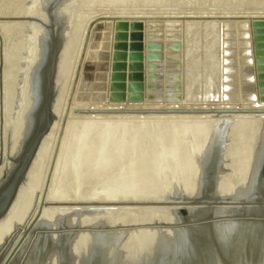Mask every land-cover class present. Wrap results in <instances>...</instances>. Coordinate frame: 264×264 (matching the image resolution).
<instances>
[{
	"label": "rangeland",
	"instance_id": "obj_1",
	"mask_svg": "<svg viewBox=\"0 0 264 264\" xmlns=\"http://www.w3.org/2000/svg\"><path fill=\"white\" fill-rule=\"evenodd\" d=\"M56 1L0 0V175L9 162L10 135L20 113L26 76L30 85L27 84L24 94L25 96L28 94V97L33 96L32 73L41 60L39 58L36 60L35 54L42 50L40 47L43 48L45 38L52 39L59 30L60 33H66L64 43H68L69 40L71 43L68 55L64 56L61 52L60 63L66 62L64 63L66 67H63L65 71L62 70L61 73L58 71L59 77L57 76V85L60 88L55 100L57 104L54 106L57 109L55 110L57 120L48 133L50 136L45 141L34 170L29 175L30 178L28 179V176L25 179L27 184L23 181L28 185L26 190L29 196L28 200L25 199L26 205L23 210L29 209L26 213L23 211L24 219V216H21L22 219L19 217L20 220H16V224L8 228L10 231L6 230L5 234L8 233L4 234L1 252L10 247L9 244L11 245L15 238L19 241L22 232L39 211L42 212V216L36 222L37 228H33L42 230L46 226L41 224V220H44L42 218L54 215L55 211L61 213L59 221H62V218L64 221L68 214L69 217L81 216L83 212L79 213L80 206L77 208L76 204L91 201V196L102 197L105 193L120 198L140 196L145 201L149 197L152 198L153 193L157 198L161 196L160 194L166 196L174 194L173 196L178 199L179 194L185 195L183 193L185 190L188 191L186 194L202 192V188H194L195 191L192 189L193 191L190 190L189 193L185 188L189 183H191L189 185L198 183V178L195 179L194 175L190 178L189 172L192 174L193 169L196 170L193 162L195 153L202 147L204 140L202 134L207 126L206 124L203 127V123L207 122L205 118L207 115H199V118L204 117L200 118V122L197 115H184L189 116L187 118L172 114L173 119L171 117L168 119L171 114L142 115L118 113L113 110L173 108L172 104L177 108H184L188 101L186 107L189 108L196 107L197 104H199L197 107L201 105V108L204 105L212 108L214 104V108H242L244 105L245 108L246 106L255 108L256 104L258 106L264 103V99L261 98L263 94H260L261 87L258 85V76L261 72L259 73L257 69L258 61L264 60V0H72L63 13L62 9L58 11L62 4L59 7L58 5L62 0L57 1V5ZM139 42L144 45L141 46L143 48L141 50L145 55V82L135 83L132 80L133 65L135 60L140 63L137 57L142 54ZM151 53L157 58L159 68L158 79L153 86L150 85L149 77V74L154 73L151 68L153 63L149 58ZM177 64L178 72L181 74L180 88H177V79L172 77V74H177V68L173 69V65ZM116 81L119 90L113 91L112 83ZM175 91L182 95L181 102L170 101ZM114 94L120 97L112 99ZM135 94L136 96L141 94L144 100L133 99ZM124 97L125 101H119ZM195 97L197 98L194 100ZM193 104L195 105L192 106ZM257 106L256 108H264L261 105ZM208 115L210 127L214 122L212 120L220 116ZM223 115L231 117V120L239 117L240 121L243 118L248 119L246 117L251 114ZM251 116L257 118L255 114ZM182 117L184 121L187 119L186 124ZM170 119L173 123L169 122ZM176 119L178 121H175ZM189 119L192 121L191 124ZM180 127L183 128L181 132L184 144L176 138ZM193 127L197 130L198 136H193V133H196ZM168 131L170 136L166 139L162 133ZM240 133H237L239 138L237 142L249 134H243L242 137ZM238 145L239 143L236 147ZM150 153L152 161L150 160L148 164L147 159H142ZM181 162L185 165L183 166ZM189 163L191 165H188ZM150 165L155 170V177H149L147 174ZM235 167L233 171H236ZM165 169L167 170L164 171ZM183 177L186 180H181ZM224 177L227 178L226 175ZM172 180H177L174 183L180 185V187L176 185L178 188L173 186L176 191L180 188L178 193L171 187ZM221 180L225 181L223 177ZM152 183H155L153 190L150 188ZM100 190L104 192L101 193ZM169 191H172V195ZM45 193L48 198L43 204ZM230 196L232 195L225 198L234 200ZM52 200L55 202H51ZM61 205L65 206L66 210L60 208ZM150 205L156 208L160 206L148 204L141 208L140 205L137 207L134 204L133 207L136 206L134 207L136 210L142 209L146 216L141 214V210H138L139 213L133 210L136 215L132 213L133 211L125 213L127 214L125 216L130 213L127 221H130L128 218H133L136 225L127 222L123 226L126 224V227L130 228V224L134 225H130L131 227L148 224L149 222L145 221L147 216L156 212L147 210ZM50 206L53 208L50 209ZM167 207L157 209V212L163 214L153 213L151 216L156 219L152 220L159 222V218L165 217L164 213L168 212L164 210ZM116 208L118 210L116 212L123 215L120 212L123 206ZM61 209L67 214H63ZM63 221L62 225L65 223ZM140 222L144 224H139ZM19 223L23 224L24 228ZM73 225L76 227L77 223ZM19 253L23 254V250Z\"/></svg>",
	"mask_w": 264,
	"mask_h": 264
},
{
	"label": "water",
	"instance_id": "obj_2",
	"mask_svg": "<svg viewBox=\"0 0 264 264\" xmlns=\"http://www.w3.org/2000/svg\"><path fill=\"white\" fill-rule=\"evenodd\" d=\"M56 1V0H53ZM59 1V0H57ZM56 1V5L58 2ZM65 34H61L60 30L55 32L52 36V39L45 38V46H43L42 50L39 54H35L36 60L41 59L39 66L36 71V93L33 97L32 95L28 97L25 96L27 84L28 82L27 76L24 79V86H26L23 91L22 98L20 101V113L17 116V120L15 122L14 127L11 130L10 135V157L9 162L5 165L4 171L0 175V221L1 219L8 213L10 210L17 193L22 185L23 181L28 177L30 167L37 156L39 147L46 137V135L51 130L54 122L57 120V113L55 111V100L58 91L57 85V76H58V67L61 60V52L64 44ZM139 49L143 50L141 46H144L143 43L139 42ZM141 50V51H142ZM142 54H139L137 58H139L140 63L134 61V73L132 75V80L135 83L145 82V66L144 59L145 55L143 51ZM149 58L151 59V63H153L152 67L154 71L153 74H149L150 77V85L153 86L155 81L158 79V62L157 58L154 54H150ZM257 63V62H256ZM258 72L261 74L259 77V86L260 94H263L262 99H264V60L263 62L258 61ZM173 69L177 68V74H172V77H175L178 81L177 88H180V79L181 74L178 72L179 64L173 65ZM174 75V76H173ZM263 87V89H262ZM112 90L118 91L119 87L117 81L112 83ZM152 88V87H151ZM25 93V94H24ZM28 93V92H27ZM112 99H117L115 97H120L117 94L112 96ZM155 97V96H154ZM132 98V97H131ZM139 98L144 100V97L141 94H138L133 97V99ZM182 95L180 92H173L170 97V101H180ZM111 99V100H112ZM125 97L123 99H118L119 101H125ZM118 113H135V114H175V115H208V114H233V115H241V114H255V115H264V108H201V107H184V108H142V109H124L120 108L117 110H113ZM213 123V122H212ZM203 127L208 125L209 122H204ZM207 127V126H206ZM173 131H176L173 129ZM182 130H179V134H177V140L183 144L185 143L184 137L182 135ZM164 138L170 136V132H163ZM172 134V132H171ZM196 136V133H193ZM184 146V145H183ZM220 144L215 141L213 144V148L211 151L204 153L203 157L200 158L201 163V173L203 174V179L206 184L204 187L202 186V192L199 194H185L179 195V198H175V196H166L160 194V197H152L146 199V202L143 201L142 197L135 198H116L111 194H104L102 197L91 196V201L82 202L76 204L77 208L79 206V211L98 213L99 211H103L105 208H116V206H124L126 204H155L160 206H171L175 207L177 215H179L180 219L177 222L172 223H158V224H150L151 226L158 227L159 225H176L175 228L186 227L190 229L187 233H183L181 231L177 232V236L172 239L171 245L163 246V249H157L153 253V257L148 261H133L129 257L122 256H112L110 254H105V252L101 251L100 246L93 242L91 244V249L89 251L90 255H80L77 259L76 252L69 250V245H66L67 237L74 231L76 227H67L63 228H50L47 229L49 234L45 237H39L35 244L26 250L25 254L19 253L20 247L23 244V241L27 237L28 233L33 229L35 223L41 217L42 212L39 211L37 216L32 220V222L27 226V228L23 231V234L17 244L13 247L11 252L6 255H0V264H22L21 261L24 259L31 260L32 264H43L46 256L48 255V244L53 246L54 241L59 240L60 245V256L61 261H77V264H172L174 262H178L180 264H264V248L263 245H259L261 242V233L264 230V146L263 151L261 152V156L258 159L256 169L254 170L253 176V185L256 189L254 191V195L249 199L244 200H231L228 198L222 197L219 193L216 192V178L219 173V167L216 165V159L220 154ZM152 154L150 153L148 156H145L144 159L152 161ZM147 167V163H146ZM147 168V174L149 177H155V170L151 168ZM141 169V167H139ZM146 169V168H145ZM144 169V171H145ZM138 171V170H137ZM136 171V172H137ZM143 171V170H142ZM143 171V173H144ZM163 190V189H162ZM100 192H104V190H100ZM163 192V191H162ZM140 193V192H139ZM141 194V193H140ZM45 193L44 201L48 198ZM142 198V199H141ZM151 202V203H149ZM85 206V207H84ZM213 207H226V209H233V215L224 216L219 213H215L211 208ZM42 208V207H41ZM210 209L209 212L205 216L194 217L191 216L200 209ZM110 217V215H109ZM225 219H234L241 220L243 222L251 223V222H261L263 223V227L260 229V235L258 237V241L254 244L255 241L250 242L247 238H244L240 243L233 242L230 244V249L226 252L223 249L217 239L214 237L212 231L203 234V236L198 235L195 232V226L200 225H212L215 221L225 220ZM110 220V219H108ZM138 224V223H137ZM142 224V223H140ZM115 225L120 227L119 222L115 223ZM133 225V224H131ZM136 225V224H134ZM112 227L113 223L109 224L107 221L106 225H97L95 227H91V231L103 232L108 229V227ZM126 227V226H123ZM37 230V229H36ZM57 232V236L53 237L51 234L53 231ZM166 243V239H163ZM45 242V243H44ZM258 243V244H257ZM262 244V243H261ZM241 256L238 259L235 254L241 253ZM236 256V257H235ZM262 256V257H261ZM177 257L176 259H174ZM40 258H43V262H40ZM23 260V261H24Z\"/></svg>",
	"mask_w": 264,
	"mask_h": 264
},
{
	"label": "bare ground",
	"instance_id": "obj_3",
	"mask_svg": "<svg viewBox=\"0 0 264 264\" xmlns=\"http://www.w3.org/2000/svg\"><path fill=\"white\" fill-rule=\"evenodd\" d=\"M72 2V0H62V2H60V4L58 5V11H60L61 9V12L63 13V12H65V7L67 6V5H69L70 3ZM57 11V12H58ZM60 12V13H61ZM119 16V15H118ZM62 19V18H61ZM33 23H34V21H33ZM32 23V24H33ZM116 24H118L117 22H116ZM119 24H120V22H119ZM29 25H30V22H29ZM115 25V24H114ZM117 26V25H116ZM43 34H45V33H43ZM43 34H41L43 37H44V35ZM61 34H63V33H61ZM40 35V36H41ZM41 36V37H42ZM39 39H40V37H39ZM41 39H43V38H41ZM45 41V40H44ZM36 42H39V41H37L36 40ZM41 43H43L42 41H40ZM67 42H68V39H67ZM41 43H39L40 44V46H41ZM45 43V42H44ZM43 43V46H45V44ZM65 44V43H64ZM63 44V45H64ZM36 45V44H35ZM70 45H71V43H70V40H69V42L68 43H66L65 45H64V50L62 51V53L64 54V56L65 55H68V52L70 51ZM39 46V47H40ZM36 48H37V46H36ZM41 49H42V47H40ZM38 49V48H37ZM41 49H39V50H41ZM73 51V50H72ZM72 54H73V52H72ZM62 58V57H61ZM68 58V57H67ZM63 59H64V57H63ZM68 60V59H67ZM64 61V60H63ZM60 62H61V60H60ZM38 63H40V61L38 62ZM64 63H66V62H62V63H60V65H59V69H58V71L60 72V71H65V69H63V67H66V66H64ZM66 65V64H65ZM35 66H36V64H35ZM34 66V67H35ZM39 66V65H38ZM37 66V67H38ZM33 68V67H32ZM36 68V67H35ZM34 69V68H33ZM35 70V71H34ZM33 70V77H32V91H33V97L35 96V93H36V71H37V68L36 69H34ZM62 71V72H63ZM35 72V73H34ZM61 73V72H60ZM59 74V73H58ZM61 75V74H60ZM32 76V75H31ZM59 77V76H58ZM59 81H60V78H59ZM58 81V82H59ZM233 82V81H232ZM59 84V83H58ZM256 84V83H255ZM257 85V84H256ZM255 86V85H254ZM58 87H59V85H58ZM231 87H232V85H231ZM233 88V87H232ZM256 88V87H255ZM58 89H60V88H58ZM256 91H257V89H255ZM59 91V90H58ZM231 92V91H230ZM255 92V91H254ZM59 93V92H58ZM257 93V92H256ZM208 94V93H207ZM254 94V93H253ZM221 95V94H220ZM255 95V94H254ZM252 96V95H251ZM257 96V95H256ZM185 97V96H184ZM232 97V96H231ZM253 97V96H252ZM251 97V98H252ZM57 98H59V97H57ZM186 99H187V97H185ZM184 98V99H185ZM197 97H195V98H193L194 100L196 99ZM248 98V97H247ZM256 98V97H255ZM183 99V100H184ZM185 99V100H186ZM189 99V98H188ZM187 99V100H188ZM192 99V100H193ZM193 100V101H194ZM241 100H242V98H241ZM251 100H253V99H251ZM192 101V102H193ZM226 100L224 99V102H225ZM240 101V100H239ZM249 100H247V102H248ZM181 102V101H180ZM179 102V103H180ZM183 102V101H182ZM186 102V101H185ZM197 102V101H196ZM246 102V103H247ZM188 103H189V101H188ZM188 103L187 104H185V107L188 105ZM190 103H191V101H190ZM199 103V102H198ZM206 104H207V102H205ZM212 103H213V101H212ZM215 103V102H214ZM219 102H217V104H218ZM221 103V102H220ZM245 103V104H246ZM254 103H255V101H254ZM56 104H57V102H56ZM56 104H55V106H56ZM182 104H184V103H182ZM196 104V103H195ZM195 104H193L192 106H194ZM200 104H202V103H200ZM203 104H204V102H203ZM208 104L210 105L211 103H209L208 102ZM216 104V105H217ZM223 104H225L226 105V103H223ZM180 104H178V106H179ZM199 104H197V106H198ZM229 105H230V103H229ZM239 105V104H238ZM238 105H236V106H238ZM253 105V104H252ZM259 105H261V106H264V103H260ZM258 105V106H259ZM137 106V105H136ZM140 106V105H139ZM176 105H174L173 106V104H172V107L174 108ZM184 106V105H183ZM196 106V107H197ZM211 106V105H210ZM214 107H215V104L213 105ZM227 106V105H226ZM233 106H234V104H233ZM245 106V105H244ZM243 106V107H244ZM250 106V105H249ZM255 106V105H254ZM256 106H257V104H256ZM256 106H255V108H256ZM257 106V107H258ZM261 106H259V107H261ZM135 107V106H134ZM138 107V106H137ZM153 107V106H152ZM168 107V106H167ZM170 107V106H169ZM180 107H182L181 105H180ZM200 107H201V105H200ZM202 107H207L208 108V106H206V105H204V106H202ZM242 107V108H243ZM176 108H177V106H176ZM192 108V107H191ZM217 108V107H216ZM238 108V107H237ZM245 108V107H244ZM246 108H249V107H247L246 106ZM251 108H253V106L251 107ZM55 110H57V109H55ZM57 113V112H56ZM252 115V114H251ZM250 115V116H251ZM110 116V115H109ZM127 116V115H126ZM135 116V115H134ZM173 115L171 114L170 116H168V119H169V117H171L172 119H173V117H172ZM176 116V115H175ZM179 116V115H178ZM184 116V115H183ZM191 116V115H190ZM207 116H210V115H207ZM205 117V118H207V121H208V118H210V117ZM220 117H218V118H216L215 120H212V121H214L213 123H212V125L210 124V127L209 128H207V127H205V129L203 130L204 132H203V134L202 135H204V140L203 139H201V140H203V143H202V147H201V149L200 150H198V152H197V150H196V152L197 153H195L194 155L196 156H194L195 157V162H193L194 164H195V166H196V170L195 169H193V171H194V173H192L191 174V172H189L190 173V178H191V175H194V176H196L195 177V179H197V181H198V183H197V185H189V184H191V183H187L188 185L186 186V188L185 189H188L189 190V193L191 192L190 190H192V189H194V188H202V186L204 187V184H206L207 185V183H205V181H204V179H203V174L201 173L202 171H199V170H201L202 168H201V163H200V158H202L203 157V154L204 153H207V152H209V151H211L212 150V148H213V144H214V142L216 141H218L219 142V144H220V147H221V150H220V154L218 155V158L216 159V165L219 167V173H218V175H217V178H216V192L217 193H219L222 197H229V195H232V196H230L231 198H233L234 200H244V199H249L250 197H252L254 194V191H255V187H254V185H253V176H254V170L256 169V166H257V162H258V159H259V157L261 156V152L263 151V146H264V115H255L257 118H252L253 116H249V117H246V118H248V119H244L243 118V120H241L240 119V121H239V117H238V119L237 118H235V119H233V120H231V117H228V116H225V115H219ZM231 116V115H230ZM233 116V115H232ZM235 116V115H234ZM119 117V116H118ZM121 117V116H120ZM123 117V116H122ZM127 117H129V116H127ZM131 117H133V116H131ZM137 118H139L138 116H136ZM155 117H157V116H155ZM165 117H167V116H165ZM164 117V118H165ZM181 117V116H180ZM179 117V118H180ZM184 117H187V116H184ZM184 117H182L183 119V121H184ZM189 117V116H188ZM187 117V118H188ZM242 117H244V116H242ZM135 118V117H134ZM137 118H135V119H137ZM141 118V117H140ZM159 118H161V116L159 117ZM178 118V119H179ZM192 118H193V116H192ZM197 118H199V115H197ZM196 117H195V119H197ZM200 118H204V117H200ZM200 118L199 119H197V120H199L200 121ZM214 118V117H213ZM228 118H230V119H228ZM250 118H252V119H250ZM167 119V118H166ZM191 119V118H190ZM189 119V122L192 120H190ZM194 119V118H193ZM212 119V118H211ZM210 119V120H211ZM238 120V121H237ZM173 121V120H172ZM171 121V119H170V121L169 122H172ZM175 121H178L177 119L175 120ZM180 121H181V119H180ZM179 121V122H180ZM183 121H182V123H183ZM185 121H187V119L185 120ZM184 121V122H185ZM206 121V120H205ZM192 122V121H191ZM191 122L189 123V124H191ZM197 122V121H196ZM201 122V121H200ZM211 122V121H210ZM173 123V122H172ZM176 123V122H175ZM181 123V122H180ZM188 123V122H187ZM194 123V122H193ZM202 123H203V121H202ZM184 124V123H183ZM182 124V125H183ZM185 124H186V122H185ZM188 124V125H189ZM175 125H177L178 126V124H175ZM175 125H173V126H175ZM184 126V125H183ZM191 126V125H190ZM196 126V125H195ZM194 126V127H195ZM200 126V125H199ZM202 126V125H201ZM185 127V126H184ZM189 127V126H188ZM193 127V128H194ZM198 127V126H197ZM175 128V127H174ZM181 129H183V128H181L180 127V130ZM195 129V128H194ZM209 129V130H208ZM185 130V129H184ZM183 130V131H184ZM196 130V129H195ZM194 130V131H195ZM200 131H201V129H199ZM198 130V131H199ZM193 131V130H192ZM188 132V131H187ZM238 132H241L240 134L241 135H245L246 133H249V134H247L248 136L247 137H245L243 140L241 139V140H239L238 142H237V140L239 139V138H237L238 136ZM252 132V133H251ZM50 133V132H49ZM185 133V132H184ZM189 133V132H188ZM195 133V132H194ZM251 133V134H250ZM177 134H179V133H177ZM183 134V133H182ZM187 134V133H186ZM191 134H192V132H191ZM196 134H197V130H196ZM199 134V133H198ZM201 134V133H200ZM244 135L242 136V137H244ZM50 136V134H48V136H46V138H44V141H42V144H41V146H40V148H39V150H38V153H37V156L35 157V159H34V161H33V163H32V165H31V168H30V171H29V174H28V176L30 175V174H32L31 172H33V170H34V166H35V164H36V161H37V159H38V157L40 156V154H41V151H42V148H43V146H44V144H45V141L47 140V138ZM193 136H194V134H193ZM196 136H198V135H196ZM184 137V136H183ZM187 137V136H186ZM190 137V136H189ZM203 137V136H202ZM200 138H201V135H200ZM241 138V137H240ZM199 141V140H198ZM202 142V141H201ZM237 143H239V145L236 147V145H237ZM197 146V145H196ZM197 147H200V146H197ZM195 149H196V147H195ZM194 149V150H195ZM195 152V151H194ZM175 154V153H174ZM173 154V155H174ZM188 154V153H187ZM189 161V160H188ZM193 161V160H192ZM183 162V161H182ZM181 162V163H182ZM187 163V162H186ZM191 163V162H190ZM188 164V165H191V164ZM183 164V163H182ZM185 165V163L183 164V166ZM187 165V164H186ZM187 165V166H188ZM177 166H179V165H177ZM235 166H238V167H235ZM236 168V171H233L232 169L233 168ZM185 168H187L186 166H185ZM168 169V168H167ZM167 169H165L164 171H166ZM179 169V168H178ZM181 169H183L182 167H181ZM185 170H187V169H185ZM191 171H192V169H191ZM181 172V171H180ZM179 172V173H180ZM182 173V172H181ZM185 173V171L183 172V174ZM187 173V172H186ZM226 175V179H224L225 176ZM174 177V176H173ZM177 177H179V176H177ZM176 177V178H177ZM221 177H223V180H225V181H223V182H221L222 180H221ZM30 178V176L28 177V179ZM175 178V177H174ZM187 178V177H186ZM190 178H189V180H190ZM27 179V178H26ZM184 180L185 179V177H183V178H181V180ZM194 179V178H193ZM186 180V179H185ZM173 181V184L171 185V187H173V186H176L177 184H175L174 182L175 181H177V180H172ZM179 181V180H178ZM196 181V180H195ZM24 182H26V181H24ZM158 182V181H157ZM180 182V181H179ZM192 182V181H191ZM177 183V182H176ZM181 183H185V182H181ZM26 184H27V182H26ZM25 183H23L21 186H20V189H19V191H18V193H17V196H16V198H15V200H14V202H13V204H12V206H11V208H10V210L8 211V213L1 219V221H0V246H1V243H2V240H4L3 239V237H4V234H5V232H6V230H8V228L11 226V225H13L15 222H16V220H18L19 219V217H20V219H22V217L21 216H24L25 215V213H26V211H28V209L26 210L25 209V211L23 210L25 207V205H26V200H28L29 199V196L27 195V191L28 190H26V188H27V186L28 185H26ZM153 184V185H152ZM152 184H150L151 185V189L153 190V186L155 185V183H152ZM157 184V183H156ZM193 184V183H192ZM177 186H179L180 187V185H179V183H178V185ZM176 186V187H177ZM201 186V187H200ZM155 187V186H154ZM183 186H181V188H182ZM178 188V187H177ZM176 188V189H177ZM173 189H174V187H173ZM185 189H183V190H185ZM196 189V190H197ZM155 190H156V188H155ZM169 190H171V188L169 189ZM175 190V189H174ZM182 190V191H183ZM256 190H258V189H256ZM176 191V190H175ZM178 191H180V188L176 191L177 193H178ZM193 191V190H192ZM194 191H195V189H194ZM198 191V190H197ZM259 191V190H258ZM258 191H255V192H258ZM154 192V191H153ZM168 192V191H167ZM170 192V191H169ZM172 192V191H171ZM171 192H170V194H171ZM185 192L187 193L188 191L187 190H185ZM185 192H183L184 194H186ZM199 192V191H198ZM159 193V192H158ZM176 193V194H177ZM156 194V193H155ZM168 194V193H167ZM193 194V193H192ZM197 194V193H196ZM26 195H27V197H26ZM165 195V194H164ZM172 195V194H171ZM174 195V194H173ZM172 195V196H173ZM179 195H181V194H179ZM170 196V195H169ZM116 197V196H115ZM152 197H154V193H153V196ZM157 197V196H156ZM28 198V199H27ZM116 198H118V197H116ZM149 198H151V197H149ZM148 198V199H149ZM26 199V200H25ZM54 200H52L51 202H53ZM146 201V200H145ZM55 202V201H54ZM53 202V203H54ZM90 202V201H89ZM52 203V204H53ZM57 203V202H56ZM81 203V202H80ZM29 204V203H28ZM27 204V206L29 207V205ZM51 204V205H52ZM60 204V203H59ZM49 205V204H48ZM55 205V204H54ZM145 205H148V204H145ZM145 205L143 206V204L142 205H140L141 206V208H142V206L143 207H145ZM27 206H26V208H27ZM62 206V205H61ZM139 206V207H140ZM151 206V208H149ZM149 207H148V209L147 210H152V211H156L157 212V209H159V208H162V207H164V206H162V207H160L159 205H157V206H159V207H155V206H153L152 207V205H150ZM45 207V206H44ZM43 207V208H44ZM47 207H49V206H47ZM55 207V206H54ZM65 206H62V207H60V208H62V209H64V210H66L65 208H64ZM81 207V206H80ZM85 207V206H84ZM134 207H136V206H134ZM133 207V205L132 204H126V205H124L123 206V210L121 209L120 210V212H122L123 213V215L122 214H118L117 212H118V210H117V208H105V209H103V211H99L98 213H91V212H85L84 214L82 213V215L81 216H74L73 214V216H70L69 217V214H68V217L63 221V218H62V221L63 222H65V223H63V225H64V227H62L63 225L61 224V222L62 221H59V219L61 218L60 217V215L59 214H61V213H59V212H56L55 211V214L53 215H50V216H46L45 218H42V219H44V220H41L42 221V223L41 222H39V223H41L42 225L43 224H46V226L45 227H43V229L41 230V229H32L29 233H28V235H27V237L25 238V240L23 241V244L21 245V247H20V252L23 250V253L25 254V252H26V250H28L29 249V247L30 246H32V244L34 243H36V242H38L37 240L39 239V237H42V236H46L47 234H49V233H47V232H49L47 229H52V228H63V229H65V228H67L68 226H70L71 224V226L70 227H74V225H73V223L75 224V223H77V226H76V228L74 229V231L67 237V240H66V245H69V250L72 252V251H74L73 253H75L76 252V255H77V259H79L78 258V256L80 255V257L82 256L83 257V255L85 254V255H90V253H89V251H90V249H91V244L93 243V242H95V243H97L99 246H100V248H101V251H103V252H105V254H110V255H112V256H116V257H118V256H122V257H129V258H131V260H133V261H142V260H144V261H146V259L148 260H150V258L151 257H153V253H154V251L155 250H157V249H163V246H165L166 247V245H171V242H172V239L175 237V236H177V232H179V231H181V232H183V233H187L188 232V230H189V232H190V229H188V228H186V227H180V228H175V226L174 225H159L158 227H156V226H151L150 224H152L153 222H155V224H158L159 222L160 223H172V222H177V220H179L180 218V216L179 215H177V212H176V209H175V207H167V209L166 210H164L165 212H168V213H164V215L166 214V215H168V216H166L165 215V217H162V218H159L158 220H159V222L158 221H153V220H155V219H153V216H151L153 213L152 212H148L149 214H151V215H148L147 216V219H148V221H147V219L145 220L148 224H146V225H144V226H141V227H131L130 225H129V227L131 228H127V227H123V225H119L120 227H118V225L116 226L115 225V223H117V222H119V224H124V223H126L127 224V222H133V224H134V220H132V219H130V218H128V220H130V221H127V217L130 215V213H129V215L128 216H125V215H127L128 214V212H130V211H133V210H136V208H134ZM137 207H138V205H137ZM147 207V206H146ZM53 208V207H52ZM51 208V206H50V209H52ZM67 208V207H66ZM72 208V207H71ZM75 208V207H74ZM73 208V209H74ZM121 208V207H120ZM134 208V209H133ZM35 209H37V208H35ZM58 209V208H57ZM62 209H61V211H62ZM72 209V210H73ZM75 209H77V208H75ZM119 209V208H118ZM131 209V210H130ZM212 210H214L215 211V213H219L220 215H223L224 214V216H231V215H233V212H235L233 209H226V207H213V208H211ZM45 210H47V209H45ZM54 210V209H53ZM68 210V209H67ZM138 210H141L142 211V213L141 214H143V210L142 209H139V208H137V210L135 211L136 213H139L138 212ZM162 210V209H161ZM209 210L210 209H200V210H198L196 213H195V215H191V216H194V217H200V216H205L206 214H207V212H209ZM25 213H24V212ZM48 211H50L49 210V208H48ZM58 211H60V210H58ZM60 211V212H61ZM69 211V210H68ZM67 211V212H68ZM117 211V212H116ZM36 212V211H35ZM51 212H53V211H51ZM50 212V213H51ZM70 212V211H69ZM145 212H147V211H145ZM155 212V213H156ZM23 213H24V215H23ZM45 213V212H44ZM54 213V212H53ZM62 213H63V211H62ZM64 213H66V211H64ZM63 213V214H64ZM71 213V212H70ZM79 213H80V211H79ZM78 213V214H79ZM125 213H127V214H125ZM132 213H134V211L132 212ZM131 213V214H132ZM154 213V214H155ZM158 214L160 213L159 211L157 212ZM155 214V215H158V214ZM67 214V213H66ZM135 214V213H134ZM145 214V213H144ZM143 214V215H144ZM160 214H163L162 212L160 213ZM59 215V216H58ZM109 215H110V217H109ZM136 215V214H135ZM34 216V215H33ZM32 216V218H34ZM41 216H42V214H41ZM45 215L43 214V217H44ZM140 216V215H139ZM145 216H146V214H145ZM60 217V218H59ZM130 217V216H129ZM141 217V216H140ZM158 217V216H157ZM25 218V216L23 217V219ZM29 218H31V217H29ZM41 218V217H40ZM39 218V219H40ZM19 219V220H20ZM108 219H110V220H108ZM151 219V220H150ZM153 219V220H152ZM29 220V219H28ZM21 221H23V220H21ZM40 221V220H39ZM107 221H109V224L112 222L113 223V226L111 227H108V229L107 230H105V231H103V232H97V231H91V227H95V226H97V225H104V223L105 224H107ZM141 221V220H140ZM19 222V221H18ZM25 222V221H24ZM29 222V221H28ZM156 222H158V223H156ZM26 223V222H25ZM24 223V224H25ZM30 223V222H29ZM141 223V222H140ZM139 223V224H140ZM16 224V223H15ZM26 224H28V223H26ZM41 224H40V227H42L41 226ZM126 224H125V226H126ZM129 224V223H128ZM139 224H138V226H139ZM144 224V223H143ZM142 224V225H143ZM19 225H21V223H19ZM38 225V223H36L35 224V226L34 227H36ZM56 225H60L59 227L57 226L56 227ZM15 226V225H14ZM21 226H23V224L21 225ZM134 226V225H133ZM263 227V223H261V222H251V223H247V222H243V221H241V220H234V219H225V220H220V221H215L212 225H200V226H195V232L196 233H198V235H200V236H203V234H205V233H208L209 231H212V233H213V235H214V237L217 239V241H218V243L221 245V246H223V249H224V251L226 252L227 250H229L230 249V244L231 243H235V242H237L239 245L241 244L240 242L244 239V238H247V240H249L250 242H253V241H255L254 242V244L256 243V241H258L259 239H258V237L257 236H259L260 235V229ZM22 228V227H21ZM23 228H24V226H23ZM27 228V227H26ZM37 228V227H36ZM20 230H23V229H20ZM19 230V231H20ZM8 231H10V230H8ZM47 231V232H46ZM22 232V231H21ZM8 233V232H7ZM6 233V234H7ZM20 233V232H19ZM23 233V232H22ZM5 234V235H6ZM52 235H53V237H55V236H57V232H55V230L51 233ZM19 236H20V234H19ZM18 236V237H19ZM17 237V236H16ZM21 238V237H20ZM163 239H166V241H169L168 243H166ZM261 242H259V245H263V248H264V230H263V233H261ZM17 242H18V238L16 239L15 238V240L11 243V245L9 244V246L10 247H8V248H6V250L4 251V252H1L0 251V255L1 254H3L2 256H6V255H8L10 252H11V250L13 249V247L17 244ZM45 243V242H44ZM262 243V244H261ZM258 244V243H257ZM26 247V248H25ZM1 248V247H0ZM25 249V250H24ZM48 255L46 256V259H45V261H44V263L43 264H77L78 262L77 261H74L75 259H72L70 262L68 261H61V256H60V245H59V240H57L56 239V241H54V243H53V246L52 245H50V244H48ZM240 254H242V252L241 253H237V254H235L236 256H238L237 258L238 259H240L239 257L241 256ZM262 255H264V254H262ZM235 256V257H236ZM262 257V256H261ZM177 257H175L174 259H176ZM24 260V259H23ZM21 261V263L22 264H32V262H31V260H27V259H25L24 261ZM40 260V262L42 263L43 261V258H40L39 259ZM148 260V261H149ZM12 264V263H11ZM172 264H180V263H178V262H174V263H172Z\"/></svg>",
	"mask_w": 264,
	"mask_h": 264
}]
</instances>
